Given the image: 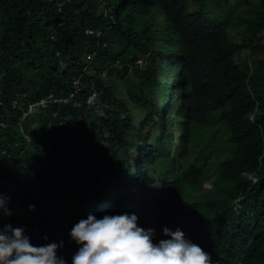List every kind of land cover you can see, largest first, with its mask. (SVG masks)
<instances>
[{"label": "trees", "instance_id": "16d2710c", "mask_svg": "<svg viewBox=\"0 0 264 264\" xmlns=\"http://www.w3.org/2000/svg\"><path fill=\"white\" fill-rule=\"evenodd\" d=\"M249 4L0 0V194L13 213L0 228L26 225L34 245L63 241L58 255L70 264L80 219L135 213L155 242L167 239L163 227H179L213 264H260L264 0ZM244 50L250 64L239 60ZM165 67L179 78L159 86ZM180 82L190 86L183 121L162 126ZM176 131L181 143L166 151ZM234 193L245 198L241 213Z\"/></svg>", "mask_w": 264, "mask_h": 264}, {"label": "clouds", "instance_id": "9594fccd", "mask_svg": "<svg viewBox=\"0 0 264 264\" xmlns=\"http://www.w3.org/2000/svg\"><path fill=\"white\" fill-rule=\"evenodd\" d=\"M112 8V3H109L108 11L111 12ZM161 39L163 42L166 40L165 38ZM250 55L244 50L239 60L243 59L250 64L254 58ZM165 70L168 72L169 79L159 78V86L171 85L179 78V75H175L177 69L173 71L171 68L165 67ZM172 71L173 75H171ZM179 88L183 94L178 93L175 111L169 115H164L160 123L162 126L174 127L178 121H183L181 112L187 103L186 95L189 94L190 86L180 82ZM157 89L159 88L156 87ZM159 96L161 103L163 101L161 92ZM156 100L158 101L157 98ZM45 101L46 99H43L40 102L45 103ZM181 103L183 104L182 107L180 106ZM36 106L35 103L30 104L29 110L36 109ZM141 117L146 119V113L142 114ZM168 123L170 125H167ZM148 126L155 132V127L152 124ZM174 133L175 137H171L169 142H166L169 140L166 138L165 142L168 143V146L165 147L166 151L173 141H177L175 145L181 143L178 141L180 137L176 138L179 136V131ZM176 147L178 146H174L172 150L175 151ZM139 156L140 154L137 157ZM137 157L135 161L138 160ZM248 177L252 178L253 175L248 174ZM211 179L213 180L214 177ZM257 179L254 178V181ZM151 186L159 188L161 185L159 180H154ZM204 188L209 189L211 187ZM234 195V209L241 213L245 198L242 193H234ZM7 201L8 197L0 194V216L8 217L13 214ZM34 209L35 205H29L30 211ZM244 214L247 217L253 215L248 211H244ZM259 215L260 212L257 216ZM162 232L167 239H160L155 242L157 235L155 229L139 226L138 216L135 213H106L101 218L89 213L86 218L75 223L70 230L69 237L78 246L77 251L72 255L70 264H213L211 253L187 239L181 228L177 227L173 231L165 226ZM62 247L63 241L34 245L31 238L25 234L23 227L4 224L0 228V264H68L63 255H58V249ZM229 262L232 264H249L242 258ZM260 264H264V259Z\"/></svg>", "mask_w": 264, "mask_h": 264}, {"label": "rangeland", "instance_id": "374dc122", "mask_svg": "<svg viewBox=\"0 0 264 264\" xmlns=\"http://www.w3.org/2000/svg\"><path fill=\"white\" fill-rule=\"evenodd\" d=\"M252 2H254V4H249V5H246L249 9H253V8H255V3L257 2V0H251ZM166 42V40H164V42L163 43H165ZM139 62H144V60L142 59L141 61H139ZM171 75H173V71H172V74ZM137 82H139V81H137ZM130 83H126V85H129ZM159 89H157L156 90V98L159 100L160 99V96H159V94H160V91H158ZM180 106L182 107L183 106V104L181 103L180 104ZM33 109V108H32ZM37 110L38 109H33V110H29V112L28 113H34V112H37ZM167 125H170L169 123L167 124ZM138 132H142V130H140V131H138ZM150 132H152V133H150ZM145 133L147 134V136H154V130L153 129H151L148 125L146 126V128H145ZM176 138H179V136L178 137H176ZM150 140H147V142H149ZM170 140H168V141H166V142H169ZM66 141L65 140H63L62 139V145L65 143ZM143 142V141H142ZM176 143H177V141H175ZM165 147H167V146H165ZM209 149V148H208ZM208 149H205V148H200L199 150H201V151H203L204 152V154L205 155H208L209 154V150ZM136 157L139 155V152L137 153L136 152ZM137 162V161H136ZM211 180L212 179H210V180H208L207 182H206V184H205V186L204 187H206V188H209V187H211V184H212V182H211ZM17 226H19V227H23L24 229H26V225H19V224H17ZM30 238H32V236H30Z\"/></svg>", "mask_w": 264, "mask_h": 264}]
</instances>
